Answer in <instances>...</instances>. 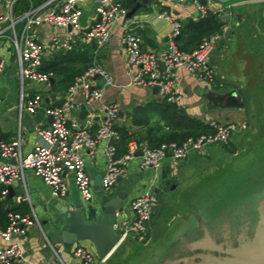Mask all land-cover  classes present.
Returning <instances> with one entry per match:
<instances>
[{
	"label": "crops",
	"instance_id": "obj_1",
	"mask_svg": "<svg viewBox=\"0 0 264 264\" xmlns=\"http://www.w3.org/2000/svg\"><path fill=\"white\" fill-rule=\"evenodd\" d=\"M201 2L206 4L212 0H201ZM97 3L95 0H84L78 5L80 32L74 40L73 49L85 50L90 60L102 68L107 80L100 76H94L90 80L91 85L101 88L103 93L100 101L92 102L90 105L83 104L81 91L76 89L71 95V100L78 105V108L71 112L69 117L78 125L87 127L92 134L103 117L100 104L106 102L114 104L118 109L113 127L132 134L144 130L146 125H132V117L136 109H141L140 119L142 122L146 120L147 126L161 125L159 111L155 108L163 101L159 99L156 90L129 83L120 43L123 26H127L128 30L139 35L143 50L156 53L166 48L167 34L170 30L167 21L157 18L159 13L171 14L181 22L189 20L195 22L199 16L193 12L188 0L178 3L155 0L148 9L139 8L129 19L125 17L124 12L123 17L112 26L108 42L95 51L93 45H85L82 42L81 35L96 21L97 14L94 9ZM233 3L235 6L230 9L229 16L217 15L219 21L227 26V31L216 41L215 51L213 50L214 53L210 58L211 64L215 67L214 88H209L195 76L178 69L175 71V87L180 94V101L175 107L182 117L203 124L211 120L245 122V130L235 132L229 144L236 148L246 146L251 141L252 151L260 153L264 151V4L259 0H241ZM236 7L237 10L233 11ZM244 12L251 13L246 16ZM235 14L239 15L237 21H234ZM53 32L55 31L49 28L38 29L39 39L46 45L42 61H48L50 57L62 53L48 44L49 36ZM177 37L175 41L180 38L179 35ZM244 39L246 47L243 45ZM184 41L185 38H181L180 42L184 43ZM193 48L191 45L185 47L186 51ZM11 70L12 66H9L5 76L0 75V142L13 140L17 130V89L14 80L10 79L13 73ZM53 80V84H49L48 88L35 84L26 87L28 94L37 92L42 102L34 114L23 112L20 116L23 155L30 152L35 144L34 127H44L49 123L44 109L58 106L63 100L64 95L59 89H52L55 84V79ZM50 95H53V99L46 102ZM81 105L85 107L83 111L79 109ZM87 106L89 109L86 108ZM243 134H247L245 145ZM112 143L110 140L98 142L92 156H88L86 151L82 152L85 173L90 179L94 193L89 202L82 200L68 175L66 192L59 198L52 197L50 189L29 170L23 172L22 180H17L10 186L12 195L9 197V206L13 208L24 204L26 207L24 215L31 216L38 223L37 227L33 226L27 230L24 238L12 240L21 249L22 254L19 260H14L11 264H48L53 262L54 254L64 262H71L69 249L64 250L60 245L50 244L49 238L62 231L67 225L65 216L60 212L61 208H66L70 213L79 212L83 223H96L101 220L102 208L100 199L95 193L100 190V178L104 169L105 158L102 149ZM216 148L220 147L209 146L200 154H191L180 162H173L166 157L157 170H140L139 158L136 155L127 162L126 174L119 178L111 193L107 195L108 198L123 196L119 207L122 211L121 220L132 217L127 208L131 198L141 192H151L156 196L157 204L152 209L146 231V243L151 241L152 247L165 244L167 253L161 261L162 264H235L237 261L234 257L238 255V248L230 249V252L226 253L227 257L219 256L222 254L221 244L207 233V228L198 218L199 215L192 213V210L197 211V207L189 203L181 206V201H178L180 196L189 199L201 198L199 193L194 194L192 179L200 173L199 170L204 163L209 162L207 159H210ZM260 161H263L261 165L264 166V155L255 157V164ZM176 198L178 202L175 201ZM260 199L257 209L260 210L258 214L262 216L264 195ZM178 210H182L187 217L178 220L181 213ZM174 220L178 221V224L171 223ZM127 242L137 245L146 244L138 243L131 237L127 238ZM172 243H175L173 247L179 250L175 251L173 259L170 258ZM78 244L94 252L91 243L83 241ZM2 245L4 243L0 241V246ZM115 251L117 253L118 250Z\"/></svg>",
	"mask_w": 264,
	"mask_h": 264
},
{
	"label": "built area",
	"instance_id": "obj_2",
	"mask_svg": "<svg viewBox=\"0 0 264 264\" xmlns=\"http://www.w3.org/2000/svg\"><path fill=\"white\" fill-rule=\"evenodd\" d=\"M83 1L0 0V75L5 76L9 66L15 67L11 77L17 89L16 134L13 140L0 142V198L7 197V188L15 181L22 180L23 172L29 170L50 189L54 198L64 195L66 176L71 174L73 185L80 197L89 202L93 194L92 185L85 173L82 152L86 151L88 156H92L98 142L112 140V144L102 149L105 162L99 184L102 194L109 197L107 195L111 193L116 180L126 174L127 162L138 153L140 170H157L166 157L173 162H180L191 154H200L209 146H225L230 143L235 132L246 128L243 121L211 120L206 123L212 130L210 133L201 134L194 139L187 138L181 144L161 143L154 148L128 142L125 153L116 157L114 144L118 140V134L113 126L118 109L114 104H100L103 117L92 134L87 127L78 125L69 117L78 108L71 100L76 89L81 91L84 105L102 99V89L91 85L90 80L94 76L106 80L107 78L102 68L91 60L90 65L67 88L62 102L58 106L44 109V114L52 119L44 127H34L35 144L30 152L23 155L20 116L23 112L34 114L42 102L37 92L28 94L26 87L35 84L48 88L49 79L52 78L51 73H42L39 70L46 45L40 41L38 29L49 28L55 31L49 36L48 44L51 48L62 53L71 51L80 32L78 5ZM95 1L98 2L94 9L97 19L81 35V40L85 45L93 43L97 51L108 42L112 26L123 17L124 11L112 0ZM188 2L197 16H204L206 13L229 16L230 9L235 6L234 3L222 6L214 1L206 4L201 0ZM157 18L167 21L170 30L166 48L156 53L143 50L139 35L123 26L120 43L124 52V69L131 85L154 89L160 100L176 105L180 101V94L175 87V71L178 69L195 76L209 88L213 87L215 67L210 58L215 42L223 37L227 26H222L220 34L203 38L195 49L186 52L175 44V38L181 29V20L166 12L159 13ZM156 204L157 198L153 193L141 192L127 203L132 215L130 219L121 220V209L115 210L117 222L113 225V230L118 234L117 247L129 237L138 243H146V231ZM6 218L7 225L4 229L0 228V241L4 243L0 246V264H11L14 260H19L22 251L12 240L24 238L29 228L38 226L37 221L29 215L10 212ZM47 244L52 250L50 244ZM69 253L71 262H64L54 254L53 262L48 264H103L110 256L98 259L94 252L78 243L69 248Z\"/></svg>",
	"mask_w": 264,
	"mask_h": 264
},
{
	"label": "rangeland",
	"instance_id": "obj_3",
	"mask_svg": "<svg viewBox=\"0 0 264 264\" xmlns=\"http://www.w3.org/2000/svg\"><path fill=\"white\" fill-rule=\"evenodd\" d=\"M236 1L241 0L221 5L225 6ZM259 2L264 4L263 0H259ZM236 10L237 7L233 11ZM250 13L244 12V15L247 16ZM255 14L254 12L253 15ZM243 45L246 47L245 39ZM11 71L14 72L15 67H12ZM13 82L15 83V81ZM165 132L164 128L161 134ZM242 136L245 145L247 134ZM138 138L139 136L136 137V139ZM250 144L251 141L246 146L235 148V146L227 144L216 148L210 159L203 158L209 162H205L199 170L200 173L192 179L194 194L199 193L201 198L189 199L178 196L181 206H186V203H189L193 204L191 206L197 207V211L192 210V213L199 215L198 218L207 228V233L215 237L221 244L222 254L219 256L222 257H227L226 253L230 252V249L235 250L237 247L239 251L242 246L245 247L248 244L260 217L258 214L260 210L257 207L261 201L260 197L264 195V166L261 165L263 161L257 164L254 162L255 157H263L264 151L260 153L252 151ZM68 177L71 178V174H68ZM178 212H181L178 220L187 217L182 210H178ZM262 216L264 217V214ZM171 223L175 225L178 224V221L174 220ZM124 243L122 242L116 247L117 253L114 251L110 255V259L107 258L103 264H162L161 261L167 253L164 248L165 244L152 247L151 241L145 245ZM174 244H170V258L172 259L175 251H179L177 247H173Z\"/></svg>",
	"mask_w": 264,
	"mask_h": 264
},
{
	"label": "trees",
	"instance_id": "obj_4",
	"mask_svg": "<svg viewBox=\"0 0 264 264\" xmlns=\"http://www.w3.org/2000/svg\"><path fill=\"white\" fill-rule=\"evenodd\" d=\"M223 23L219 21L216 14L206 13L199 16L195 22L185 21L181 23L179 32V40L175 44L182 51H186L185 47L191 45L195 49L203 38L218 33ZM181 38H185L184 43L180 42ZM181 43V45H179ZM90 47V46H88ZM192 49V50H193ZM190 50V51H192ZM186 51V52H190ZM91 60L85 50L72 49L69 52L58 53L55 57H50L48 61H42L40 72L51 73L55 79L52 89H59L64 95L67 88L72 84L74 79L81 75L90 65ZM159 114L161 125L155 127L147 126L146 120L140 119L141 114L136 109L132 117V125H146L144 130L137 133H129L123 129L113 127L118 134V140L115 142V156L120 157L126 151V144L134 142L137 145L144 144L148 148L157 147L161 143L181 144L187 138H196L201 134L210 133L212 130L207 124L199 121L187 119L181 116L177 108L173 104L163 102L155 108ZM159 109V110H158ZM165 128V133L163 129ZM136 139V137H138ZM2 187L0 186V190ZM9 198H0V228L4 229L7 225V213L26 214V207L20 204L19 207H10ZM116 252V251H115Z\"/></svg>",
	"mask_w": 264,
	"mask_h": 264
},
{
	"label": "water",
	"instance_id": "obj_5",
	"mask_svg": "<svg viewBox=\"0 0 264 264\" xmlns=\"http://www.w3.org/2000/svg\"><path fill=\"white\" fill-rule=\"evenodd\" d=\"M116 2L120 9L126 14V18L129 19L139 8H149L155 0H112ZM172 2H185L186 0H169ZM220 4H226L235 0H212ZM239 19V15H234V21ZM178 37L175 38L177 40ZM93 43H91L92 45ZM53 78L49 79V84L52 85ZM53 99V95H50L45 101L48 102ZM89 109V107H86ZM81 111L85 109L83 105L79 107ZM49 122L51 116H48ZM112 141V140H110ZM139 155V153L137 154ZM119 178L116 180L118 182ZM8 198L12 195L11 187L7 188ZM94 195V193H93ZM95 196L100 200L102 208V218L96 223H83L79 212H67L66 208H61L60 212L66 218L67 225L59 233L49 238V243L52 245H60L64 250H68L71 245L83 241H87L92 244L94 253L98 259H102L112 254L118 241V234L114 232L113 225L116 224L117 219L114 216V212L118 209L122 203L123 196L116 195L112 198L105 197L101 191H97ZM261 252L262 256L255 259L254 257L247 258L248 251L253 252V256ZM238 251V250H237ZM244 255V257H243ZM252 256V255H251ZM237 261L235 264H264V217L261 216L258 224L255 227L248 244L245 247H241L237 257H234Z\"/></svg>",
	"mask_w": 264,
	"mask_h": 264
},
{
	"label": "bare ground",
	"instance_id": "obj_6",
	"mask_svg": "<svg viewBox=\"0 0 264 264\" xmlns=\"http://www.w3.org/2000/svg\"><path fill=\"white\" fill-rule=\"evenodd\" d=\"M252 255V256H251ZM262 256L261 252H259L258 250V254L255 256H253V252L251 251H248V256H246L247 258H250V257H254L255 259H257L258 257Z\"/></svg>",
	"mask_w": 264,
	"mask_h": 264
},
{
	"label": "flooded vegetation",
	"instance_id": "obj_7",
	"mask_svg": "<svg viewBox=\"0 0 264 264\" xmlns=\"http://www.w3.org/2000/svg\"><path fill=\"white\" fill-rule=\"evenodd\" d=\"M261 217V216H260ZM260 217H259V219L258 220H260ZM258 223H256V225H257ZM254 232V231H253ZM237 257V256H236ZM243 257H244V255H243Z\"/></svg>",
	"mask_w": 264,
	"mask_h": 264
}]
</instances>
